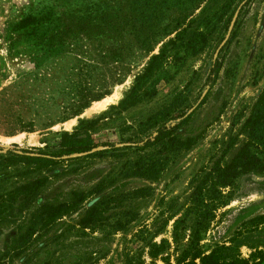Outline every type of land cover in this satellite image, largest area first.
<instances>
[{"label":"rangeland","instance_id":"rangeland-1","mask_svg":"<svg viewBox=\"0 0 264 264\" xmlns=\"http://www.w3.org/2000/svg\"><path fill=\"white\" fill-rule=\"evenodd\" d=\"M241 1L130 0L128 27L134 26L138 36L124 28L110 39H94L96 44L81 35L72 53L43 63L44 72L63 74L57 78L67 88L60 90L54 85L58 80L34 84V55H27L22 40L28 26L21 28L20 18L37 16L43 9L73 8L74 16L59 18L86 23L92 20L77 18L80 11L75 9L82 12L83 7L112 1L0 0V264H124L128 258L146 264L151 261L146 253L150 238L163 240L173 260L187 237V219L175 235L173 221L190 210V181L219 155L264 85V0L241 4L216 54L217 77L211 87L205 84L213 52L226 32L223 25ZM142 36L150 41L148 51L138 43ZM160 49L134 102L118 109L135 77ZM25 76L26 82L19 83ZM115 91L120 93L116 102L86 114L93 103ZM78 93L86 105L59 120L79 102ZM165 108H171L172 117L192 109L164 145L119 156L83 155L41 169L6 159L8 148H42L57 142L62 132H86L96 143L140 140L154 129L146 119ZM136 162H156L160 169L152 180L123 176ZM220 192L225 204L213 211L199 240L201 249L208 252L224 244L228 253L264 264V172L241 174ZM76 194L79 205H74ZM93 198L102 199L99 214L82 227V207ZM155 263L162 261L157 258Z\"/></svg>","mask_w":264,"mask_h":264},{"label":"trees","instance_id":"trees-1","mask_svg":"<svg viewBox=\"0 0 264 264\" xmlns=\"http://www.w3.org/2000/svg\"><path fill=\"white\" fill-rule=\"evenodd\" d=\"M109 4L102 6H86L80 9H75V12L80 11L76 16L81 18L87 16L92 21L83 23L80 20H61L59 16L64 14H71L74 16V9L51 10L43 9L35 14H25L19 20V26L22 28L28 26L26 36H24V44L26 45L27 55H34L32 58L33 70L32 76L35 83L44 84V82H57L54 84L57 89L64 90L67 88L62 79L57 78L63 76L51 70L45 71L40 68L44 62H48L49 58L65 53H72L73 48L77 49L81 35L85 36L90 43L98 44L94 39H110L116 33L122 31L124 28L128 33H135L136 36L140 32L136 29L129 28L130 16L132 10V3L130 0H111ZM249 0H245L244 3ZM199 2V1H198ZM155 15V14H154ZM232 16V11L227 17L223 31L228 26L229 20ZM144 14H140V28H144L143 21ZM183 32L177 31L173 38L168 42H173ZM96 41V42H95ZM153 41H151L152 43ZM138 43L143 51L150 50V41L147 36L138 38ZM221 50V48H220ZM219 50V51H220ZM162 49L157 54L150 57L144 71L135 77L134 83L130 87L125 97L117 104L118 109H123L126 105H131L136 99L137 90L144 83L152 71L153 61L160 56ZM219 70V61L215 57L209 66L207 75L205 77V84L211 87L217 77ZM54 73V74H53ZM26 78L22 77L19 83L24 84ZM63 78V77H62ZM79 102L72 106L70 111L65 115L58 117L59 120L68 115H74L81 108L86 105L82 94L78 93ZM97 96H91L90 99ZM202 100V99H201ZM201 101L198 105H201ZM68 109V110H69ZM171 108H165L157 114L148 117L146 120L148 124L154 127L153 131L147 134L144 138L136 141H127L122 146H116L114 142L96 143L92 140L90 135L86 132L81 134L62 132L57 135V142L48 145L45 144L42 148L27 149H6V159L9 163L33 165L36 169H41L61 161H75L79 157L62 158V156L69 155L76 152H87L97 145L106 146L103 150L89 152L84 157H96L102 154H109L110 156H119L123 151L140 152L157 144H167L173 140L174 130L180 127L188 119L189 114L183 116L179 113L176 116H170ZM239 137H241L239 139ZM231 151L227 158L225 155ZM156 162L149 164L134 163L131 167L125 168L122 175L140 177L145 179H153L156 176L160 166H155ZM264 172V85L259 90L253 102L249 105L247 112L242 116L238 122V126L233 134H229L227 139L223 142V146L219 155L211 161L208 167H202L199 173L190 181L191 190L188 196L190 210L184 211L183 214L174 219L173 234L176 233V228L185 219L188 221L186 241L182 244L180 251L176 252L177 244L172 249L176 252L173 260H169L167 247L164 248V241L159 243L152 241V238L147 240V254L151 261L146 264H156L155 260L158 258L162 264H258V261H249L248 259L240 258L235 254L228 253V247L224 244H215L208 252L201 249L199 240L203 232L206 230L209 221L213 217V211L225 204L220 192L221 188L230 186L234 179L241 174L255 173L260 174ZM142 189H136L141 191ZM74 205H79L81 202L78 194ZM102 199L93 198L86 202L82 207V216L79 219V224L84 227L92 224L95 217L99 214V204ZM73 202L71 207L74 206ZM62 207V206H60ZM173 216V215H172ZM171 216V217H172ZM182 229V226L180 227ZM166 245V244H165ZM164 254V255H163ZM124 264H143V262H134L131 259H124ZM70 264H78L73 262ZM84 264V263H81Z\"/></svg>","mask_w":264,"mask_h":264},{"label":"water","instance_id":"water-1","mask_svg":"<svg viewBox=\"0 0 264 264\" xmlns=\"http://www.w3.org/2000/svg\"><path fill=\"white\" fill-rule=\"evenodd\" d=\"M245 0H242L235 8L234 12L232 13V16L229 20V23H228V26L226 28V32L224 34V37L222 38V40L219 42L218 46L216 47V49L214 50L213 52V55H212V60L216 57V54L219 50V48L224 44V42L226 41L229 33H230V30L233 26V23H234V20L237 16V13L239 11V8L241 6V4L244 2ZM204 92L205 90H203V92L201 93V95L199 96V99H201L204 95ZM192 108H189L186 112L183 113V116L187 115L190 111H191ZM123 144H126V143H116L115 145L116 146H122ZM106 146H102V145H97L95 146L94 148H92L91 150L87 151V152H76V153H71L69 155H66V156H62V158H67V157H70V158H74V157H81L89 152H94V151H98V150H103L105 149Z\"/></svg>","mask_w":264,"mask_h":264},{"label":"bare ground","instance_id":"bare-ground-1","mask_svg":"<svg viewBox=\"0 0 264 264\" xmlns=\"http://www.w3.org/2000/svg\"><path fill=\"white\" fill-rule=\"evenodd\" d=\"M120 93L119 91H115L112 95L107 96L100 101H96L95 103L92 104V106L86 110V114H92L99 112L105 108H107L109 105L113 104L119 99ZM68 127V125H66Z\"/></svg>","mask_w":264,"mask_h":264}]
</instances>
